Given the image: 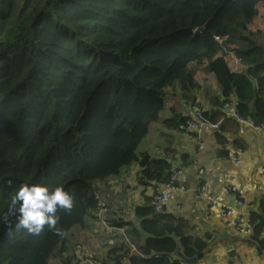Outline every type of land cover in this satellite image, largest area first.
Returning <instances> with one entry per match:
<instances>
[{
    "label": "trees",
    "instance_id": "trees-1",
    "mask_svg": "<svg viewBox=\"0 0 264 264\" xmlns=\"http://www.w3.org/2000/svg\"><path fill=\"white\" fill-rule=\"evenodd\" d=\"M260 7L264 0H0V214L23 184L62 186L73 197L70 211L56 213L59 232L17 230L11 217L9 234L0 222V264L62 258L72 229L96 209L93 186L124 168L139 163L146 180H168L171 165L138 148L168 87L180 84L191 112L192 63L207 62L241 117L264 122L263 33L249 29ZM230 52L243 72L230 69ZM139 213L151 215L139 245L151 258L114 247L119 264H182L172 258L179 246L202 258L208 243L171 215ZM250 220L251 240L264 248V202Z\"/></svg>",
    "mask_w": 264,
    "mask_h": 264
},
{
    "label": "crops",
    "instance_id": "crops-1",
    "mask_svg": "<svg viewBox=\"0 0 264 264\" xmlns=\"http://www.w3.org/2000/svg\"><path fill=\"white\" fill-rule=\"evenodd\" d=\"M249 29L252 32H264L262 7ZM259 39L264 45V38ZM227 59L233 72H243L244 66L234 58L233 53L230 52ZM206 66L207 62L189 66L195 78V87L191 90L192 101L204 113L202 124L200 119L182 106L183 92L180 84L176 83L165 90V110L160 120L150 126L148 140L140 144L138 154H148L153 160H164L171 168L185 167L181 182L186 190L170 194L168 210L164 214L171 215L195 238L208 243L202 258H199L201 263L264 264V248L253 242L251 236L225 227L218 209L205 213V198L196 200L193 197L200 185L207 182L210 195L218 197L222 203L234 205L233 200L223 193V188L239 187L245 191L249 202L244 206L235 205V208L248 218L252 213L259 212L264 202V177L261 174L264 165V130L258 132L226 115L227 111L223 108L225 98L217 78L206 71ZM231 100L234 101L235 97ZM189 117L200 125L199 134L184 132L181 123ZM216 124H219V128L213 129L212 125ZM239 148L243 152L238 155L239 161L235 162L232 155L238 154ZM218 150L226 155L220 157ZM200 169L203 174L199 173ZM143 171L139 163L133 164L118 175L100 182L97 187L100 197L109 208L108 221L112 225L122 223V226H115L116 229L112 231L103 230L95 219L94 210L90 211L84 222L72 229L62 258L54 257L49 264H61L64 258H69L70 264H78L93 257L102 264H119L110 254L114 247H123L138 259H150L151 256L141 253L139 245H144L149 237L142 224L151 215L145 216L139 210L151 208L156 188L161 183L146 180ZM133 232L137 235L136 244L131 238ZM172 258L181 262L174 255ZM123 261V264H131L128 258L124 257Z\"/></svg>",
    "mask_w": 264,
    "mask_h": 264
},
{
    "label": "built area",
    "instance_id": "built-area-1",
    "mask_svg": "<svg viewBox=\"0 0 264 264\" xmlns=\"http://www.w3.org/2000/svg\"><path fill=\"white\" fill-rule=\"evenodd\" d=\"M236 106H237L236 101H232L230 99L225 100L223 104V108L227 111L226 115L228 117L235 118L242 125L249 126L258 132L264 130V122L260 124H256L250 117H241L238 114ZM190 110L198 119L201 120V124H202L203 114L201 108L197 104L192 103ZM212 128L213 129L219 128V124L212 125ZM183 130L185 133L187 132V133L199 134L200 125H198V123H196L193 120V118L189 117L184 122ZM237 152L238 154L234 153L232 155V159L235 162L239 161L238 155L242 154L243 150L239 148ZM184 170H185L184 166H176L172 168L168 180L162 183L160 187L156 188V192L151 202V208L155 214L164 213L168 210V201L170 194L172 192H176V191L184 192L186 190V188L181 182V177L184 173ZM199 173L203 174V170L200 169ZM261 174L264 177V165L261 167ZM208 188H209L208 183L204 182L200 185L198 190L195 191L193 194V197L196 200L205 198L206 204L203 208L204 212L211 213L218 209L220 211V220L225 225V227L246 236L253 235L254 226L251 223L250 218H248L243 213H238L235 208V205L244 206L249 202L248 197L245 194V191L236 186L224 187L223 193L229 196L233 200L234 205H230L228 203H222L218 197L210 195L208 192ZM96 201H97L96 202L97 221L101 224V226L105 230H112L113 228L107 222L108 207L106 203L103 202V200L100 198V195L97 193H96ZM80 264H99V263L95 260L88 259V260H84ZM198 264H206V263L200 262Z\"/></svg>",
    "mask_w": 264,
    "mask_h": 264
},
{
    "label": "clouds",
    "instance_id": "clouds-1",
    "mask_svg": "<svg viewBox=\"0 0 264 264\" xmlns=\"http://www.w3.org/2000/svg\"><path fill=\"white\" fill-rule=\"evenodd\" d=\"M95 192L96 193L99 192L97 188H95ZM96 193H95V197H96ZM72 208H73V197L69 192L65 191V189L62 186H57L53 189H49L47 186L40 184H31V185L23 184L18 189H16L13 192V194H11L8 202L7 211L3 214H0V222H2L6 227H8L9 234H11V229H12V221L10 219L11 217H15V221H16L15 228L17 230L23 228V229H27V231L30 233L39 234L44 229V226L47 225V227L50 230L59 232V229H57L56 227L59 219V217L56 215L58 209H64L70 211ZM94 212H95V219L97 221L96 209L94 210ZM108 213H109V208H108ZM152 213L155 214L153 211ZM164 213H159V214H164ZM107 222L113 228L112 230L116 229L115 225H112L110 221H108V217H107ZM97 223L101 226V224L98 221ZM103 230L105 229L103 228ZM112 230H106V231H112ZM252 236L253 235H251V238ZM134 251H136V248L134 249ZM91 260H95L99 264H102L100 260L95 259L94 257L91 258ZM83 261L84 260H82L81 262ZM81 262H79L78 264H80ZM123 263L124 261L122 260V264ZM198 263H200V260Z\"/></svg>",
    "mask_w": 264,
    "mask_h": 264
},
{
    "label": "water",
    "instance_id": "water-1",
    "mask_svg": "<svg viewBox=\"0 0 264 264\" xmlns=\"http://www.w3.org/2000/svg\"><path fill=\"white\" fill-rule=\"evenodd\" d=\"M205 27H201V28L197 29V32L203 31L205 29ZM217 153L220 157H223L224 155H226V153H224L223 151H220V150H218ZM174 256L176 258H178L183 264H198V262H199V258L197 256L187 257L183 253V251L180 247L177 248V250L174 253Z\"/></svg>",
    "mask_w": 264,
    "mask_h": 264
},
{
    "label": "rangeland",
    "instance_id": "rangeland-1",
    "mask_svg": "<svg viewBox=\"0 0 264 264\" xmlns=\"http://www.w3.org/2000/svg\"><path fill=\"white\" fill-rule=\"evenodd\" d=\"M257 32H259V31H257ZM262 32V31H261ZM263 33V35L261 36V37H263L264 38V32H262ZM230 54V53H229ZM234 58H236L235 56H234ZM237 59V58H236ZM228 60V59H227ZM238 60V59H237ZM239 61V60H238ZM148 140V136L144 139V141L142 142V144H144L146 141ZM140 146V145H139ZM98 185H99V183H97L96 184V186H93L94 188L96 187H98Z\"/></svg>",
    "mask_w": 264,
    "mask_h": 264
},
{
    "label": "flooded vegetation",
    "instance_id": "flooded-vegetation-1",
    "mask_svg": "<svg viewBox=\"0 0 264 264\" xmlns=\"http://www.w3.org/2000/svg\"><path fill=\"white\" fill-rule=\"evenodd\" d=\"M203 116H204V113L202 112Z\"/></svg>",
    "mask_w": 264,
    "mask_h": 264
}]
</instances>
